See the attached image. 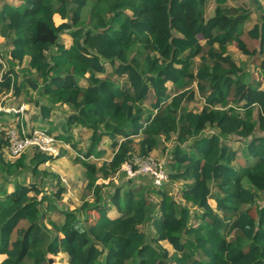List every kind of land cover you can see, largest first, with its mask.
<instances>
[{
    "label": "trees",
    "instance_id": "16d2710c",
    "mask_svg": "<svg viewBox=\"0 0 264 264\" xmlns=\"http://www.w3.org/2000/svg\"><path fill=\"white\" fill-rule=\"evenodd\" d=\"M0 1V95H27L41 120L66 106L55 136L72 148L80 150L74 129L90 131L85 159L75 160L92 194L51 219L64 186L39 194L53 176L40 166L53 158L31 148L10 161L7 131L19 129L18 114L0 111V264H58L50 256L59 253L68 264H264V8L256 0L246 32L251 11L227 5L234 0H213L209 16L211 0ZM244 33L256 43L260 79L227 51L252 53ZM196 95L202 106L188 108ZM171 136L161 186L121 171L135 150L148 155ZM104 137L112 154L92 161ZM178 181L177 199L166 183Z\"/></svg>",
    "mask_w": 264,
    "mask_h": 264
},
{
    "label": "rangeland",
    "instance_id": "374dc122",
    "mask_svg": "<svg viewBox=\"0 0 264 264\" xmlns=\"http://www.w3.org/2000/svg\"><path fill=\"white\" fill-rule=\"evenodd\" d=\"M18 1L19 0H5L4 3L13 4V3H18ZM253 1L254 0H234V1L227 2L228 6H244L250 9L251 11L250 19L245 24V32L256 21V13H257L256 3L258 2V4L264 8V0H256V3ZM2 6H3V2L0 1V9L2 8ZM214 7H215V3L213 0H211L206 6L205 15L206 16L211 15L213 13ZM54 21L56 24L61 22V20L59 19L57 15H55ZM243 38L245 39L247 43V47L252 52L250 55H245L241 53L236 48L235 45H229L227 47V51L232 57L233 61L237 65L243 66L254 77L260 79L262 72L259 67L260 58L258 57L255 51L256 43L245 33L243 35ZM62 41L64 42V45L66 47L70 45V38L68 35H63ZM2 43H3V40L0 37V50L4 52L5 49L3 48ZM197 63H198V59H196L195 61V64ZM22 65L23 66L26 65V60L23 62ZM106 67L108 70L110 69L108 65ZM80 84L85 85L86 82L84 80H80ZM167 85L170 89L172 88L171 84H167ZM27 98H28L27 95L25 96L23 93H20L17 97H13L12 95H9V94H6V95L1 94L0 95V105L3 104V102L4 103L6 102L7 104L10 103L11 105L23 102L26 105V109L24 110L23 114L18 115L13 120L14 123L17 122L19 126L21 125L20 128L24 131H30V126L33 124V126L35 127H43V128H46L48 131H50L52 134L59 135L61 131L60 122L62 121L63 116L65 115L64 111H66L67 109L66 106H61V107L57 106L51 111V115L48 120H41L40 119L41 115H40L38 108L32 105L31 103L25 102ZM149 101H151V97L148 99L146 104H148ZM202 104H203V99L199 95H196L193 100L188 101L186 103L188 108H191L194 110H198L202 106ZM89 134H90V131L88 129H84L80 127L74 129V131L72 132L73 141H75V143L77 144L78 146L77 148L80 149L78 150V149L73 148L74 151L83 154V151L89 142ZM235 139L236 138H233V139L231 138L228 141V144H230L231 146L239 150L240 143L236 141ZM173 144H174V136H171L169 141H161V144L150 153L151 156L163 161L165 169L167 168L165 163H167L169 159L168 156H169L170 148L172 147ZM57 146L59 150H61V153L62 154L64 153V154L59 156L58 158L59 160L56 159V160H53L52 162H48L49 164L44 163L40 166L41 169L50 170L53 173V176L51 177V181L46 182V185L41 188V193L39 194V196L41 194L50 195V193H52L56 189L54 186L50 185V183L59 182L64 186V192L61 198L56 200L53 203L52 208L49 210V213H48L51 219L60 220L62 218L60 209L73 210L74 208H77L78 206H80V204L84 200H90L92 198V194H91V191L86 188V181L83 175V169H82L81 164L76 162L75 153L66 151V149L70 150L71 145L70 144L66 145L67 146L66 148V146H64V144L60 142L59 144L57 143ZM98 148L102 149L104 151V154L99 159L91 158L93 161H97L100 163L103 159L110 158L113 150L112 148H110L109 139L104 137L102 141L99 143ZM23 153H25V155L29 157L31 153V149H27ZM133 154H138V153L135 150ZM7 158L10 161L14 160L13 158H9L8 156ZM235 163L238 165L244 164V160L240 156V153H238ZM115 176L116 175L112 176V180L117 182V179ZM97 182L107 183L108 180L99 178ZM181 183L182 181H178L174 183H166V189L170 191L172 195H174L177 199L179 198L177 189L179 188ZM10 188L11 186H9V189ZM209 202L212 204V206L215 205L213 200H209ZM263 202H264V198L261 200L259 199L257 201V204H261ZM254 210H255L254 206L251 207L252 214H254ZM114 214H116V212L112 211L110 212L109 215L112 216ZM192 223H195V222L192 220ZM26 225H27L26 221H21L19 225L17 226V228H24L26 227ZM18 236H19L18 233L14 231L12 234V239L17 238ZM162 245L165 246L169 250L170 253H172L175 249V247L171 246L167 242H162ZM3 257L5 256L0 254V261L3 259ZM50 258L53 259L58 264H68L67 258L65 254L63 253H59L56 256H50Z\"/></svg>",
    "mask_w": 264,
    "mask_h": 264
},
{
    "label": "built area",
    "instance_id": "2783aa9c",
    "mask_svg": "<svg viewBox=\"0 0 264 264\" xmlns=\"http://www.w3.org/2000/svg\"><path fill=\"white\" fill-rule=\"evenodd\" d=\"M3 68H5L4 64ZM25 109L26 106L24 103H21L18 106L0 105V111L18 115L23 114ZM7 137L9 144L6 155L9 158L15 159L21 153L31 148H35L52 158L60 155L57 143L59 144L61 140L56 138V136L49 132L46 128L39 127L30 131H24L20 127L19 129L16 127H10L7 131ZM75 155L81 159H85L84 155L81 153L75 152ZM120 169L125 173L127 178H133L137 175L149 176L155 187L161 186L162 183L167 180V171L164 167L163 161L151 156L150 154H133L129 160L125 161L121 165Z\"/></svg>",
    "mask_w": 264,
    "mask_h": 264
},
{
    "label": "crops",
    "instance_id": "0c3cea01",
    "mask_svg": "<svg viewBox=\"0 0 264 264\" xmlns=\"http://www.w3.org/2000/svg\"><path fill=\"white\" fill-rule=\"evenodd\" d=\"M12 4V3H11ZM17 4H19V1H18V3H13V5H17ZM55 15H57V14H55ZM55 15H54V17H55ZM58 16V15H57ZM59 17V16H58ZM60 19V18H59ZM2 39V38H1ZM261 87L264 89V82L262 81V83H261ZM5 105H7V104H5ZM26 106V105H25ZM7 115H11V113H7ZM12 119L9 117V121H11ZM33 128H37V127H35V126H33V124L30 126V130L31 129H33ZM61 140V139H60ZM61 142L64 144V146H66V145H69V143H67V142H63V140H61ZM66 148H67V146H66ZM66 151H70V152H73V153H75L76 151H74L73 150V148H71L70 147V150L69 149H66ZM64 154V153H63ZM62 153H61V150H60V156L61 155H63ZM59 158V157H58ZM58 158H54V159H52L51 161H48V162H52L53 160H56V159H58ZM91 158H93V159H99V158H95V157H91ZM101 158V157H100ZM59 160V159H58ZM93 161V160H92ZM48 162H46L45 164H49ZM102 179V178H101ZM112 211H114V210H111L110 212H112ZM110 212H109V214H110ZM116 214H114V215H112V216H115ZM111 216V215H110ZM2 255H4V254H2ZM5 256V255H4ZM3 258H5V257H3Z\"/></svg>",
    "mask_w": 264,
    "mask_h": 264
},
{
    "label": "clouds",
    "instance_id": "9594fccd",
    "mask_svg": "<svg viewBox=\"0 0 264 264\" xmlns=\"http://www.w3.org/2000/svg\"><path fill=\"white\" fill-rule=\"evenodd\" d=\"M12 114V113H11ZM37 128H39V127H37ZM32 130V129H31ZM59 156H57V157H55V158H58ZM77 157V156H76ZM54 159V158H53ZM92 160V159H91Z\"/></svg>",
    "mask_w": 264,
    "mask_h": 264
}]
</instances>
